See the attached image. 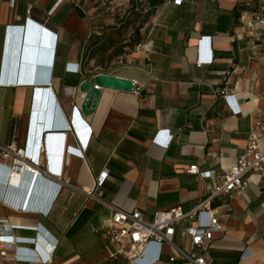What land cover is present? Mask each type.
Listing matches in <instances>:
<instances>
[{
	"label": "crops",
	"instance_id": "1",
	"mask_svg": "<svg viewBox=\"0 0 264 264\" xmlns=\"http://www.w3.org/2000/svg\"><path fill=\"white\" fill-rule=\"evenodd\" d=\"M261 1L184 0L176 4L167 0L157 9L143 39L133 49L125 47L118 55L121 63L105 72L92 69L85 58L89 55L87 43L97 35L104 41L111 30H105L97 17L100 12L94 15L96 8L87 6L88 0H63L59 5L58 0H0V166L11 165V155L3 158L2 152L13 154L28 147L34 152L37 146L40 165L32 169H40L41 175L32 174L42 182L44 192L41 197L25 199L13 196L5 186L0 190L16 202L44 206L52 200L55 185L62 184L48 216L19 212L0 199V235L28 240H39L40 235L45 249L53 244L51 238L58 239L50 264H133L122 254H113L115 248L101 229L112 210L100 200L89 198L87 191L108 169L96 193L101 191L104 200L121 208H139L147 217L157 209L178 205L188 210L208 195L217 180H204L187 172V168L198 164L203 171L223 173L246 150L256 122L264 121L261 38L238 26L227 31H219L216 26L219 17L230 15L236 6L252 14ZM29 20L58 34L53 82L4 85L2 79L50 74L54 48L50 43L46 62L37 71L32 68L19 72L7 66L13 29L22 32ZM111 24L114 30L121 24L116 15ZM203 36L212 38L214 61L198 67V44ZM140 42L145 46L137 50ZM68 63H78L79 71L68 72ZM97 73L129 78L142 89L138 95L133 90L101 89L95 111L91 115L81 112V118L93 129L85 148L69 132V123L72 108H80L82 102L79 84L89 78L86 75ZM36 87L50 90L56 103L52 128H44V121L38 118ZM223 93L233 96L239 113ZM161 130L174 135L168 148L153 141ZM46 135L57 138L48 140ZM61 138L64 144L60 147ZM159 140L166 141V135L161 134ZM70 145L81 148L82 155L69 153L66 148ZM53 160L59 163L61 173L48 172ZM251 181L241 194H222L210 205L223 225L205 250L216 264L236 259L234 264H264V167L252 174ZM32 226H40L41 230ZM174 241L186 250L192 249L191 238L179 227ZM19 247L32 245L15 241L7 254L14 257ZM156 252L157 246H152L148 258ZM169 253L165 245L161 264H174L169 262ZM0 264L37 263L9 259Z\"/></svg>",
	"mask_w": 264,
	"mask_h": 264
},
{
	"label": "built area",
	"instance_id": "2",
	"mask_svg": "<svg viewBox=\"0 0 264 264\" xmlns=\"http://www.w3.org/2000/svg\"><path fill=\"white\" fill-rule=\"evenodd\" d=\"M63 0H58L59 5ZM184 0H174L176 4H182ZM21 27V26H20ZM28 27H34L43 34L46 40L47 48L48 44H54L51 62V71L49 76H38L35 78H12L9 80L2 79L1 83L4 85L20 86L24 84L34 83H47L52 84L53 82V65L56 54V45L58 43V34L48 27L37 24L29 20ZM238 28L243 30H250L261 38V44L259 49L263 51L262 62L264 64V0L258 4L257 10L252 14L243 13L239 20ZM12 30V29H11ZM17 30V29H13ZM21 30V29H20ZM212 38L211 36H203L198 44L197 61L198 67L206 64H212L214 61V54L211 48ZM145 44L140 42L137 44V50L144 48ZM46 49V53H47ZM47 55V54H46ZM47 56L44 61L46 62ZM78 63H68L66 70L68 72H78ZM134 83L133 91L135 94L141 93V87L136 86ZM42 91L46 94H50V90H40L35 88V99L41 95ZM227 101L232 103L234 111L240 112V108L235 106L233 102V96L224 94ZM54 109L56 103L53 104ZM77 110V122L80 128V135L83 143V147L87 148L89 141L93 134V129L81 118L80 108L75 106ZM165 134L167 137L166 141L159 140V136ZM264 121H257L256 127L251 131L246 150L241 153L237 161L223 173L213 171H203L198 164H193L187 168V172L197 174L202 179L217 180L215 185L209 189L208 195L199 201L194 207L186 210L183 206L178 205L169 209H157L150 217H147L145 213L139 209L134 208L127 210L113 203L104 200L102 198V192L96 193V190L100 188L105 179L108 176V169L105 170L99 178L96 180L95 187L87 191L89 198H96L100 200L105 206L111 208L112 213L102 226L108 243L114 249L113 254H122L133 264H161L163 262V248L168 245L170 249L169 262L175 263L181 261L182 264H214L213 258L206 256V246L211 240H213L215 234L223 230V225L219 222V217L213 209L210 208L212 201L215 197L222 194L238 193L241 194L251 184V176L254 172L260 171L264 167ZM49 135V139H53ZM174 140V135L169 130H161L157 132L153 141L160 143L165 148H168ZM64 144L63 139H60V147ZM79 144V143H78ZM72 146V145H70ZM44 148V147H43ZM71 153L76 155H82L81 148H71ZM38 147L36 150H31L30 147L27 149L20 148L14 151L13 154L5 151L2 152L1 157L7 158L11 155V165L9 167L0 166L1 169H6L8 174L11 173V169L16 166H21L22 170L35 172L37 176L41 175L40 169H32L33 166H39L40 163L37 159ZM50 172L52 174L61 173L59 170V163L54 161L50 162ZM17 177L21 175L16 173ZM54 193L52 194V200L46 205L31 204L30 202H16L15 200L8 199L6 194L4 196L2 190H0V199L6 202L12 209L19 212H31L48 216L53 209L54 202L57 200L62 184L55 185ZM6 227H9L5 223ZM34 230H41L40 226H32ZM181 228L182 232L188 235L192 241V249L186 250L180 247L174 241L177 228ZM7 231L6 229H4ZM53 244L47 246V249L43 248L42 236L39 235V242H37V251L35 250V239H22L14 238L10 234L0 235V261L15 259L17 261L37 263V264H50L53 261V257L59 245V240L51 238ZM29 241L32 247H19L15 250L14 257L9 256L8 249L11 248V244L15 241ZM152 246H157V252L150 259L148 258V250ZM247 253V250L243 253Z\"/></svg>",
	"mask_w": 264,
	"mask_h": 264
},
{
	"label": "water",
	"instance_id": "3",
	"mask_svg": "<svg viewBox=\"0 0 264 264\" xmlns=\"http://www.w3.org/2000/svg\"><path fill=\"white\" fill-rule=\"evenodd\" d=\"M47 43L43 34L34 27H26L21 32L20 29L14 30L8 44V63L9 69H18L22 71H30L38 67L44 61L46 56ZM89 78L83 80L78 90L83 94L80 105V113L91 115L99 102L102 88H112L122 91H132L134 83L131 79L111 75L107 73H97L86 75ZM38 118L42 119L44 128H52L55 125V109L50 94L42 91L38 97ZM49 140V136H45ZM16 173L20 177L15 176ZM0 186H5L6 191L16 197L35 199L43 195L42 182L39 181L35 174L31 171L22 170L21 166H16L13 171L0 172Z\"/></svg>",
	"mask_w": 264,
	"mask_h": 264
},
{
	"label": "rangeland",
	"instance_id": "4",
	"mask_svg": "<svg viewBox=\"0 0 264 264\" xmlns=\"http://www.w3.org/2000/svg\"><path fill=\"white\" fill-rule=\"evenodd\" d=\"M96 8L97 16L101 19L102 24L109 30L110 37H106L105 40L111 45L105 52L96 54L94 59L87 57V64L92 69H100L105 72L112 71L122 59L119 57L121 52L125 51V47L133 49L137 42V32L141 22L145 20L146 9L148 8L146 0H88L87 6ZM119 18L120 25H116L117 29H113L112 21L114 17ZM156 13L151 16L146 22L143 23L141 34H144L149 24L154 20ZM143 37V36H142ZM110 38V39H109Z\"/></svg>",
	"mask_w": 264,
	"mask_h": 264
},
{
	"label": "trees",
	"instance_id": "5",
	"mask_svg": "<svg viewBox=\"0 0 264 264\" xmlns=\"http://www.w3.org/2000/svg\"><path fill=\"white\" fill-rule=\"evenodd\" d=\"M167 0H146L148 8L146 9V16L145 20L141 22L139 29L136 30L137 32V42L141 41L143 39L142 34L140 32V29L143 27V23L146 22L147 19H149L151 16H153L157 9L162 6ZM257 10V8L255 9ZM245 8L243 6H236L230 15H222L218 19L217 29L219 31H227L229 27L239 26V20L243 13L245 12ZM110 37V36H109ZM106 38V35H105ZM91 39V38H90ZM103 37L100 35H97L95 37V40L93 42L87 43L86 49L87 52L89 51L88 57L92 58L95 56V54L107 50L111 45H109L108 41L104 40L102 41ZM110 39V38H109ZM120 53L121 49H120ZM237 262L236 260H228L225 262H222V264H234ZM174 264H182V263H174ZM214 264H216V260L214 259Z\"/></svg>",
	"mask_w": 264,
	"mask_h": 264
},
{
	"label": "clouds",
	"instance_id": "6",
	"mask_svg": "<svg viewBox=\"0 0 264 264\" xmlns=\"http://www.w3.org/2000/svg\"><path fill=\"white\" fill-rule=\"evenodd\" d=\"M69 132L76 138L77 142L80 144V146L83 145L82 143V139H81V135H80V128H79V124L77 122V110L75 108V106L72 108V114H71V119H70V123H69ZM71 148L73 149V146H68L66 148V150L71 153ZM44 150L45 152H48L47 146H44ZM49 163V162H48ZM48 172H50V163L48 164ZM52 174V173H51ZM37 242H39L38 238L36 240L35 244V250L37 251Z\"/></svg>",
	"mask_w": 264,
	"mask_h": 264
}]
</instances>
